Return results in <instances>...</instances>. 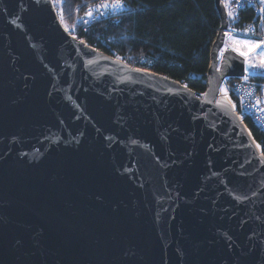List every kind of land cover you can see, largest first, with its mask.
Masks as SVG:
<instances>
[{
  "label": "water",
  "instance_id": "95a60500",
  "mask_svg": "<svg viewBox=\"0 0 264 264\" xmlns=\"http://www.w3.org/2000/svg\"><path fill=\"white\" fill-rule=\"evenodd\" d=\"M216 5L205 96L0 0V264H264V156L216 103L264 72L219 58Z\"/></svg>",
  "mask_w": 264,
  "mask_h": 264
},
{
  "label": "trees",
  "instance_id": "16d2710c",
  "mask_svg": "<svg viewBox=\"0 0 264 264\" xmlns=\"http://www.w3.org/2000/svg\"><path fill=\"white\" fill-rule=\"evenodd\" d=\"M54 1L60 17L63 13V22L69 24L83 0ZM126 1L129 8L119 13L117 20L78 37L85 36L90 45L130 64L141 59L152 71L204 93L212 43L221 26L216 0ZM236 15L237 21L230 23L243 30L257 18L251 8ZM256 32L264 33V24L256 25ZM256 78L264 81V76ZM244 121L264 152V131L252 118Z\"/></svg>",
  "mask_w": 264,
  "mask_h": 264
},
{
  "label": "built area",
  "instance_id": "2783aa9c",
  "mask_svg": "<svg viewBox=\"0 0 264 264\" xmlns=\"http://www.w3.org/2000/svg\"><path fill=\"white\" fill-rule=\"evenodd\" d=\"M112 2H114V0H83L75 8L71 23L66 24L63 22L62 18L61 20L64 23L67 32L70 35L79 38V34L85 35L86 33L93 32L102 25H108L110 22L117 20L118 14L129 8L128 2L126 0H121L123 3L122 8L111 9V7H109L108 9H105L100 7L99 10H97L98 5L103 3H109L110 5ZM223 2L225 5H227V12L229 10H236V14H238L240 11L246 8L253 9L257 18L254 22L250 23L249 26H254L256 29V25L261 24L259 18L262 14L258 11L259 7L261 6L259 4V0H251V3H249V0H240L242 7H240L238 10L236 9V5L232 2V0H223ZM89 8L93 12L91 17L86 15V13L89 11ZM234 20L237 21V19ZM84 21H87V23ZM233 29H235L234 34L239 38H245L249 35L248 33L244 32L243 29H239L235 25L231 24L229 20L228 28L225 30V32L231 31ZM255 36L264 37V33L255 32ZM79 39L86 41L85 36H82ZM226 40L227 38L225 37V41ZM262 48H264V45H262ZM260 51L261 49L256 50L258 54ZM256 52L253 54L254 56H256ZM132 65L152 71L151 68H148L141 61V59H136ZM245 77H247V79H245ZM245 77L226 78L221 88L228 89V100L231 101V104L236 105L234 109L238 112L240 117L243 120L248 117L252 118L255 124L264 131V81L259 80L256 77ZM249 92L252 94L249 95ZM219 95H223V93L219 91ZM257 97H259L261 100V103L259 104H257Z\"/></svg>",
  "mask_w": 264,
  "mask_h": 264
},
{
  "label": "snow or ice",
  "instance_id": "6c2138e0",
  "mask_svg": "<svg viewBox=\"0 0 264 264\" xmlns=\"http://www.w3.org/2000/svg\"><path fill=\"white\" fill-rule=\"evenodd\" d=\"M232 2L235 3L237 10L242 7L240 0H232ZM249 3H251V0H249ZM259 4L261 6L259 7L258 11L262 14L259 20L261 24H264V0H259ZM225 6L227 7V5ZM100 7H103L105 9H108L109 7H111V9H118L123 7V3L121 2V0H114V2H112L110 5L109 3L98 5L97 10H99ZM86 15L89 17L93 15V12L90 8ZM227 15L230 20L238 18L236 15V10H229ZM61 18L63 20V13L61 14ZM84 22L87 23V21ZM243 31L249 34L245 38L237 37L234 34L235 29L223 33L227 40L222 42L224 46L219 51V58H224L225 53L230 49L232 52H235L240 57L244 58V72H250L253 69H264V48H262V45H264V37L255 36L256 29L254 26H248ZM257 49H261V51L259 52L258 56H254L253 54ZM119 59L120 57H117V60ZM89 63H91V61ZM217 71H220L219 67H217ZM245 79H247V77H245ZM184 87L187 88V85H184ZM220 91L223 93V98L221 100H218L216 103L218 105L227 107L228 104H231V101L228 100V89L221 88ZM251 94L252 93L249 92V95ZM202 95L207 96L208 94L202 93ZM259 103H261V100L259 97H257V104ZM231 106L235 108L236 105L232 104ZM133 143H136V141H133ZM256 147L260 148V145L257 144ZM261 155L264 156V152H261Z\"/></svg>",
  "mask_w": 264,
  "mask_h": 264
},
{
  "label": "rangeland",
  "instance_id": "374dc122",
  "mask_svg": "<svg viewBox=\"0 0 264 264\" xmlns=\"http://www.w3.org/2000/svg\"><path fill=\"white\" fill-rule=\"evenodd\" d=\"M230 20V19H229ZM233 19H231V21H232ZM257 53V52H256ZM256 56H258V53L256 54ZM256 70V69H255Z\"/></svg>",
  "mask_w": 264,
  "mask_h": 264
}]
</instances>
